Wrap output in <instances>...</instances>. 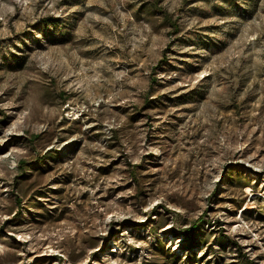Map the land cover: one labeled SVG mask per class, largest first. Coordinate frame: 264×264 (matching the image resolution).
I'll return each instance as SVG.
<instances>
[{"label":"rangeland","instance_id":"rangeland-1","mask_svg":"<svg viewBox=\"0 0 264 264\" xmlns=\"http://www.w3.org/2000/svg\"><path fill=\"white\" fill-rule=\"evenodd\" d=\"M189 244L264 264V0H0V264Z\"/></svg>","mask_w":264,"mask_h":264},{"label":"trees","instance_id":"trees-1","mask_svg":"<svg viewBox=\"0 0 264 264\" xmlns=\"http://www.w3.org/2000/svg\"><path fill=\"white\" fill-rule=\"evenodd\" d=\"M152 79H153V78H152ZM228 241H229V240H228ZM192 245H193V244H189V245H186V246H185V252L187 253V254H186V257L189 258V259H188L189 264H193V263H192L193 260L197 259L196 256H194L195 254L192 256V255L190 254V252H189V251H192ZM207 264H211V263L208 262ZM246 264H254V262H252V261L246 259Z\"/></svg>","mask_w":264,"mask_h":264}]
</instances>
